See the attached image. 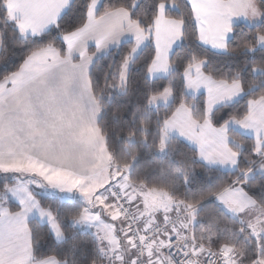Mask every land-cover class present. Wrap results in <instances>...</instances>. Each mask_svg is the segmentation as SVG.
I'll return each instance as SVG.
<instances>
[{
  "label": "trees",
  "instance_id": "1",
  "mask_svg": "<svg viewBox=\"0 0 264 264\" xmlns=\"http://www.w3.org/2000/svg\"><path fill=\"white\" fill-rule=\"evenodd\" d=\"M154 2L159 0H141L142 7L138 12L145 23H148L147 17H152L155 24L158 13L151 11ZM76 3L79 4L80 0H76ZM257 4L261 11L264 10L262 0H257ZM181 14L188 21L187 32L194 47H188V41H185V45L175 49L169 61L173 71L167 77L145 79L146 74L141 65L151 55L149 48L128 71L122 90L119 88V68L124 49L97 60L92 69L90 85L99 108L97 127L112 165L119 170L133 165L127 174L128 182L146 189L164 191L173 200L193 209L191 246L196 250H211L215 253L229 248V257L233 256L236 264H264V238L256 240L248 235L239 219L228 214L213 200L215 195L237 184L264 211V176L254 175L250 179L242 177L258 163L264 164V156L256 153L253 139L233 130L228 132L230 138L240 146L234 172L205 166L198 161L192 147L174 137L166 140L163 154H158L163 123L177 107H189L197 122L205 119L204 96L189 97L184 91L183 72L194 63L206 58L204 73L209 78L227 83L237 82L244 92L236 102L214 110L209 116V122L214 127H220L230 119H243L248 112L249 101L264 99V76H254L250 70L264 67V47L257 48V39L264 37V18L254 26L234 25L228 40V50L217 53L196 42L189 10L181 6ZM72 16L75 17L74 24L82 23L79 11L73 9ZM164 16L178 21L177 14L171 10L166 11ZM74 24L67 25V28L74 27ZM19 49L20 45L13 43L10 38L7 45L0 48V64L9 57H22L24 53ZM192 52H195L197 59L190 62L188 57ZM166 89L171 91V102L150 108L149 99ZM11 175L16 174L0 172L4 188L14 183L10 179ZM60 201L59 197L48 195L41 203L45 208H60L62 242L50 240L51 233L47 225L35 219L27 223L33 260L54 258L63 264H105L94 236L73 228L68 222L71 214L82 211L84 202L74 198L64 200L61 206ZM7 207L11 212L19 209L12 201H8ZM185 224L186 227L188 224Z\"/></svg>",
  "mask_w": 264,
  "mask_h": 264
},
{
  "label": "crops",
  "instance_id": "2",
  "mask_svg": "<svg viewBox=\"0 0 264 264\" xmlns=\"http://www.w3.org/2000/svg\"><path fill=\"white\" fill-rule=\"evenodd\" d=\"M249 1L192 0V11L197 17H208L214 31L220 30L225 23L230 24L229 40L234 25L254 26L263 19L264 13L262 12L264 10L259 9L263 17L261 18L257 13L258 22L250 23L252 15H249ZM48 2L49 0H26V11L33 15L43 14ZM262 2L264 4V0ZM260 18L261 20H259ZM177 26L178 21L167 19L164 14H158L154 24L157 41L161 45L167 43L171 35L177 31ZM206 48L217 53L225 52L213 50L210 47ZM167 66L171 69L169 61H167ZM170 72L163 70V64H161L160 70L154 71L148 79L165 78ZM185 72H188L189 75L185 76ZM183 83L184 91L189 97L204 96L205 119L202 122H197L193 118L190 108L180 105L163 123L161 139H165L166 142L170 137H174L185 142L196 151L198 161L207 167L225 172L236 171L240 149L239 144L233 141L228 134L231 130L253 139L256 153L264 156V99L249 101L248 112L243 119H230L222 126L214 127L209 122V116L217 108L232 104L244 95L240 84L209 78L204 73V66L201 62L194 63L185 69ZM124 86L125 83L121 86L119 80L120 90ZM28 91L27 88L24 90L0 88V168L4 169L0 171L6 172L8 169L18 167L21 159L27 157L42 160L57 170L62 166L76 171L86 168L95 177L102 175L111 167L110 157L105 151L104 141L97 127L100 116L99 108L90 87L77 91L70 89L69 86H63L62 95L50 102L51 111L46 126L38 123L37 118L32 115L33 107L27 99ZM171 99V91L166 89L149 99V107L154 109L165 106L171 102ZM111 168L117 170L113 166ZM14 173H18L26 179L17 184L15 188L21 184H28L29 181L38 180V177L26 172L14 171ZM60 175L65 176L63 173L55 171L48 179L53 184L68 185L67 181H58ZM123 175H125L123 179L126 181L123 189L134 212L144 225L172 217L188 209L180 202L173 200L164 191L133 185L128 182L124 172ZM254 175L264 176L263 163H258L242 177L250 179ZM123 179L120 178L121 181ZM113 183L117 184L116 181ZM32 186L37 188L35 184ZM54 190L59 191L60 195H68V192H61L59 188ZM71 193L76 195V192ZM9 197L11 201L19 205L16 196L9 195ZM213 200L228 214L239 219L248 235L253 238L257 235H255L254 228L264 223V211L244 192L240 185L235 184L226 188L215 195ZM108 206L111 210L110 215H115L111 205ZM190 210L191 216L188 218L187 224L192 225L194 211L191 208ZM32 219L47 225L50 231L51 225L45 223L38 213L29 214L26 219L22 220L20 219V208L16 212H11L6 202L0 203V233H2L0 236V264H63L54 258L33 260L31 238L27 225L28 221ZM185 225L179 231L180 234L185 233ZM76 229L81 231L79 227ZM50 233L52 237L55 236L54 232ZM121 233L126 234L123 222L114 229L117 249L107 254L105 264L114 254L116 255V264H133L134 252L130 244L124 241ZM262 238L264 237H260V239ZM155 246L157 248L151 247L150 250L153 257L158 255L160 249L159 245L155 244ZM194 250H196L195 247ZM230 254L231 251L227 257Z\"/></svg>",
  "mask_w": 264,
  "mask_h": 264
},
{
  "label": "snow or ice",
  "instance_id": "3",
  "mask_svg": "<svg viewBox=\"0 0 264 264\" xmlns=\"http://www.w3.org/2000/svg\"><path fill=\"white\" fill-rule=\"evenodd\" d=\"M181 6L187 8L192 16L191 27L198 44L213 50H228L230 24L225 23L220 30L214 31L208 17H197L192 11V0H159L153 3L151 11L154 14L163 15L171 10L178 17L177 31L164 45L156 39L153 18L147 17L148 23L140 18L138 10L142 7L141 0H80L79 4L76 0H49L45 12L38 15L26 11V0H0V47H5L11 38L24 53L20 58L9 57L0 64V76L3 77L0 88H27V99L33 107L32 115L38 123L46 126L51 111L50 102L62 95L63 86L77 91L90 87L93 66L98 59L109 56L113 51L124 49L119 68L121 86L126 81L127 72L146 48L150 49L151 55L141 65L145 79L160 70L161 64L166 72L173 71L168 68L167 61L171 60L175 49L185 45V41H188V47H194L187 32L188 21L181 14ZM73 9L81 13L82 23L74 24ZM69 24H74V27L67 28ZM260 44L264 47V37L260 38ZM196 59L195 52L188 57L190 62ZM201 63L207 67L206 58ZM250 70L254 76H264V67ZM184 75L189 73L185 72ZM6 171L26 172L38 177V180L12 189L11 193L0 181V191L4 192L5 198L16 196L20 219L38 213L45 223L50 224V232L55 233L50 240L55 239L56 243L64 239L60 231L61 211L59 207L45 208L41 203L43 198L56 188L61 192L79 193L84 207L78 214H71L68 222L73 228L91 227L89 208L97 201L103 204L105 199L102 189L96 186V177L86 168L76 171L62 166L57 170L42 160L27 157L21 159L18 167ZM55 171L66 175L71 187L53 184L48 177ZM32 184L40 191L34 192L30 187ZM109 185H103V191H107ZM59 203L62 206L64 200Z\"/></svg>",
  "mask_w": 264,
  "mask_h": 264
},
{
  "label": "built area",
  "instance_id": "4",
  "mask_svg": "<svg viewBox=\"0 0 264 264\" xmlns=\"http://www.w3.org/2000/svg\"><path fill=\"white\" fill-rule=\"evenodd\" d=\"M105 197L110 201L116 217L125 225L129 244L134 252L133 264H191L198 263L199 256L202 259L198 264H227L222 254L192 250L189 242L190 228L184 234L179 233L189 211L144 225L119 185L108 187ZM154 244L160 246L156 257L151 256L150 252ZM107 264H115L114 258Z\"/></svg>",
  "mask_w": 264,
  "mask_h": 264
},
{
  "label": "rangeland",
  "instance_id": "5",
  "mask_svg": "<svg viewBox=\"0 0 264 264\" xmlns=\"http://www.w3.org/2000/svg\"><path fill=\"white\" fill-rule=\"evenodd\" d=\"M249 5H250L249 6V15H252L250 23L254 24V23L258 22L257 17L261 16V18H262L263 15H261L259 12V7H258L256 0H250ZM257 13H259L258 16H257ZM262 13H264V12H262ZM261 18L259 20H261ZM260 38L261 37H259L257 39V48H262L261 44H260ZM164 144H165V139L162 138L160 146H159V150H158L159 155H162L164 152ZM109 163H110V166L112 167L113 163H112L111 159H109ZM111 167H109L102 175H99L96 177V180H97L96 186L100 187L102 189V195L104 196V198H105V191H103V185H109V181L112 182L111 185H113L114 184L113 182H115V181L118 182L117 185H119L122 189L126 185L125 184L126 181L123 179V177H125V175H123V171L119 170L117 167H115L117 170H112ZM0 170H4V169L0 168ZM0 172L4 173L3 171H0ZM10 172H14V171H10ZM15 174L16 175H11V178H10L11 181H14V183H12V184L10 183L9 185H7L5 187V189H7L9 192L13 188H15L17 186V184H19L22 180L23 181L26 180L23 177H21L20 174H18V173H15ZM124 174H126V173L124 172ZM120 178H122L123 181H121ZM58 181L59 182L67 181L68 185H65V187H71L66 175L65 176L60 175L58 177ZM26 183H28V182L26 181ZM111 185H109V187ZM31 188L36 192L40 191L38 188H34V186H32V185H31ZM164 193H166V192H164ZM49 195L57 196L60 198V200H62V199L63 200H72L74 198H79L80 200H82L84 202V200L79 195V193H76V195H75V193H69L68 192V195L63 196L64 194L60 195L59 191L52 190ZM72 195L74 197H72ZM8 201H11V198L9 196L5 198L4 192H2V195H0V203L1 202L8 203ZM108 203L109 202L106 198L104 199L103 204H101L99 201L94 202V204L89 208V213H88L92 217V220H91L92 226L91 227H87V226L79 227V228H81L80 230L82 232H90L94 236V238L97 240V242L99 243L100 252H101V255H102L104 261H106V257L108 256L107 254L112 252L114 249H117V238H116V235L114 234V229L116 227L118 228V226H120V224L122 223L120 219L118 220L116 215H110L111 210L108 206L110 204H108ZM110 216H111V218H110ZM254 229H255V235L257 234L256 236H254V238L256 240H260V237H262V236L264 237V223L259 225V226H256ZM121 235H122L124 241L128 244L129 243V237L125 233H121ZM153 247L157 248L155 246V244L152 245V248ZM191 248H192V250H194L193 246H191ZM229 252H230V249L226 248V249L222 250L221 253H218V254H222L227 259V263L236 264V261L233 260V256L227 257ZM112 258H114V262H116V255L115 254L112 255ZM200 259H202V256L198 257V263L201 262ZM198 263H191V264H198ZM257 264H262V262H257Z\"/></svg>",
  "mask_w": 264,
  "mask_h": 264
},
{
  "label": "water",
  "instance_id": "6",
  "mask_svg": "<svg viewBox=\"0 0 264 264\" xmlns=\"http://www.w3.org/2000/svg\"><path fill=\"white\" fill-rule=\"evenodd\" d=\"M133 165H130L129 167H126L123 169L125 173H128L132 169Z\"/></svg>",
  "mask_w": 264,
  "mask_h": 264
}]
</instances>
